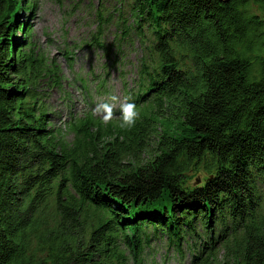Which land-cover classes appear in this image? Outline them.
Masks as SVG:
<instances>
[{
  "label": "trees",
  "instance_id": "1",
  "mask_svg": "<svg viewBox=\"0 0 264 264\" xmlns=\"http://www.w3.org/2000/svg\"><path fill=\"white\" fill-rule=\"evenodd\" d=\"M131 1L152 39L135 124H110L103 145L89 115L66 145L31 91L38 59L16 42L36 4L0 0V264H113L94 257L163 236L178 251L196 238L195 264H264V0Z\"/></svg>",
  "mask_w": 264,
  "mask_h": 264
},
{
  "label": "rangeland",
  "instance_id": "2",
  "mask_svg": "<svg viewBox=\"0 0 264 264\" xmlns=\"http://www.w3.org/2000/svg\"><path fill=\"white\" fill-rule=\"evenodd\" d=\"M26 1L36 4L34 11H23L19 18L29 24L31 34L26 36L17 31L16 42L21 43L25 39L24 49L38 59V72L34 74L35 83L31 91L37 98V103L47 109L46 118L50 129L62 143L73 145L76 123L91 115L102 123L99 133L104 137L103 145L105 141H114L116 135L108 126L120 123L118 117L121 103H133L137 99L142 58L147 53L146 59L151 58L147 47L152 39L143 38L142 41V37L138 35L132 1ZM146 31L147 28L144 32ZM98 43H102L105 48H101ZM68 53L71 54V59L66 58ZM113 95L118 98L116 102L109 99ZM104 102L115 105L116 118L107 124L102 122L99 115H94L93 111L97 104ZM96 131L97 128L91 130L92 133ZM150 150L154 152L156 145ZM148 160L149 155L143 154L141 161L145 163ZM200 181V177L193 180L196 184ZM55 215L56 212L52 209L50 217ZM97 217L95 212L88 214V221L85 223L87 232ZM100 240L101 238L95 244L100 245ZM204 240L205 238L202 241ZM199 243L196 238L182 239V249L178 251L167 236L158 239L153 237L141 253L133 255L125 251V246L119 242V250L124 253L119 260L111 256L116 248L111 243L108 245L110 252L107 251L103 257L96 253L94 260L113 264H195L193 255L198 252ZM219 249L220 247L217 248ZM224 257V251L220 250L218 261L222 263Z\"/></svg>",
  "mask_w": 264,
  "mask_h": 264
},
{
  "label": "clouds",
  "instance_id": "3",
  "mask_svg": "<svg viewBox=\"0 0 264 264\" xmlns=\"http://www.w3.org/2000/svg\"><path fill=\"white\" fill-rule=\"evenodd\" d=\"M112 102L118 100L117 96L113 95L109 98ZM114 103H100L97 104L94 111V115H99L102 122L107 124L112 121L115 117L114 114ZM138 117V112L136 110V105L130 102H124L120 104V115L118 117L121 128H131L134 126L135 121Z\"/></svg>",
  "mask_w": 264,
  "mask_h": 264
}]
</instances>
